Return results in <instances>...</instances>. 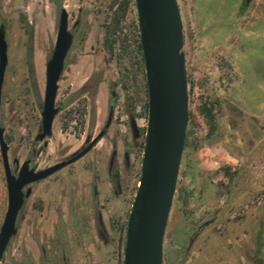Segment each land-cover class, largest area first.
<instances>
[{"label":"rangeland","instance_id":"obj_1","mask_svg":"<svg viewBox=\"0 0 264 264\" xmlns=\"http://www.w3.org/2000/svg\"><path fill=\"white\" fill-rule=\"evenodd\" d=\"M177 1L189 122L164 264H264V25L251 24L261 2L251 0L243 11L244 0ZM236 5L244 16L237 25L246 28L241 38L231 26ZM63 8L74 43L59 82L53 134L36 142ZM24 19L33 33L34 75ZM2 25L8 66L0 127L13 173L28 159L37 170L53 166L106 132L83 158L31 186L0 264H123L148 125L135 0H0ZM7 208L0 149V229Z\"/></svg>","mask_w":264,"mask_h":264},{"label":"water","instance_id":"obj_2","mask_svg":"<svg viewBox=\"0 0 264 264\" xmlns=\"http://www.w3.org/2000/svg\"><path fill=\"white\" fill-rule=\"evenodd\" d=\"M250 1L246 0V3ZM135 3L148 91V125L141 178L127 224L123 264H164L165 235L177 190L189 122L185 33L177 0H135ZM73 42L69 14L63 8L54 50L46 66L42 122L36 142H43L53 134L54 120L59 112L56 107L59 82ZM7 66L8 44L4 27L1 26L0 102ZM110 117L106 128L111 122ZM132 129L134 137L138 138L139 130L134 119ZM105 132V129L102 130L89 139L83 149L45 169L31 168V160L28 159L16 175L10 165L5 129L0 127V149L8 190V208L0 229V261L18 232L19 215L32 193L31 185L83 158ZM44 144L47 145V142Z\"/></svg>","mask_w":264,"mask_h":264},{"label":"crops","instance_id":"obj_3","mask_svg":"<svg viewBox=\"0 0 264 264\" xmlns=\"http://www.w3.org/2000/svg\"><path fill=\"white\" fill-rule=\"evenodd\" d=\"M259 2H261V3H258L257 4V9H256V11H254L252 14H253V16H255V14H256V18L255 17H253V20L251 21L252 23L251 24H253L252 26L253 27H255V26H259V25H264V2L263 1H259ZM255 13V14H254ZM234 14V13H233ZM243 14H242V11L240 12V7H238L237 5H236V10H235V15L232 17V20H235V22L233 23L234 25H231L233 28H235L234 29V31L233 32H235V30L237 29V27L239 28V33H238V38L240 37L241 38V34L242 33H244L245 32V30H246V28H244V26H243V24L242 23H240L239 25H237V21H242L243 20ZM210 26V25H209ZM251 26V25H250ZM210 27H213L214 28V26H210ZM257 29V28H256ZM233 30V29H232ZM205 31H209V33L210 34H214L215 33V31L213 30V29H206ZM237 35V34H236Z\"/></svg>","mask_w":264,"mask_h":264},{"label":"trees","instance_id":"obj_4","mask_svg":"<svg viewBox=\"0 0 264 264\" xmlns=\"http://www.w3.org/2000/svg\"><path fill=\"white\" fill-rule=\"evenodd\" d=\"M246 6L247 5H244L242 8H243V11L246 9ZM24 22H25V26L27 27V31L29 32L28 34H29V40H30V52H29V54H28V67H29V71H30V73H32V75H34V64H33V55H32V53H31V42H32V40H33V33H32V29H31V27L29 26V24H28V22H27V20L26 19H24ZM3 26V25H2ZM139 50H140V54H141V57H142V61L144 62V59H143V53H142V49H141V45H140V43H139ZM36 89H37V95H38V97H40V91H39V89L36 87ZM147 107H148V105H147ZM111 118V117H110ZM187 137H188V131H187V135H186V139H187Z\"/></svg>","mask_w":264,"mask_h":264},{"label":"flooded vegetation","instance_id":"obj_5","mask_svg":"<svg viewBox=\"0 0 264 264\" xmlns=\"http://www.w3.org/2000/svg\"><path fill=\"white\" fill-rule=\"evenodd\" d=\"M250 3H251V1H250ZM249 3V4H250ZM249 4H247L246 3V0H244V3H243V5H249ZM61 13V12H60ZM71 32V31H70ZM72 33V32H71ZM73 34V33H72ZM74 37V36H73ZM74 43V42H73ZM72 49V48H71ZM71 51V50H70ZM70 53V52H69ZM66 64V63H65ZM65 70V69H64ZM64 73V72H63ZM63 75V74H62ZM114 157L115 156H113L112 157V159H111V165H110V170L112 169V166H113V163H114ZM30 160V159H29ZM128 160V157L126 156V158H125V161H127ZM19 164V163H18ZM31 165V164H30ZM21 167V166H20ZM31 167V166H30ZM32 168V167H31ZM19 170H20V168H19ZM19 170H18V172H19ZM37 170V169H36ZM18 172H17V174H18ZM16 174V175H17ZM118 177V179H119V175L117 176ZM43 181V180H42ZM113 182H114V184L116 185V187L118 188V191H120V189H121V185H120V181L119 180H116V181H114L113 180ZM35 184V183H34ZM33 185V184H32ZM31 185V186H32ZM117 191V192H118ZM95 195H97V190H95ZM28 199V198H27ZM94 203L95 204H97L98 203V201H97V198L95 197V199H94ZM130 216V215H129ZM129 219V218H128ZM98 225H99V227H100V230L101 231H103L104 230V224H103V221H102V217H101V214H99L98 215Z\"/></svg>","mask_w":264,"mask_h":264}]
</instances>
